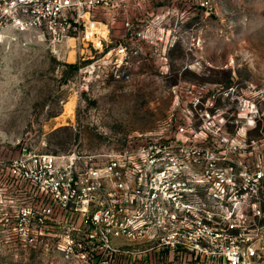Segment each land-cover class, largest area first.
<instances>
[{"label": "rangeland", "instance_id": "1", "mask_svg": "<svg viewBox=\"0 0 264 264\" xmlns=\"http://www.w3.org/2000/svg\"><path fill=\"white\" fill-rule=\"evenodd\" d=\"M125 20L131 53L115 70L104 55L125 41ZM84 23L61 42L38 28L6 30L0 160L10 162L23 148L96 159L131 135L137 144L179 143L182 177L207 182L224 161L212 151L218 134L227 133V145H240L228 154L232 171L264 172V0H129ZM134 30L142 32L136 40ZM177 123L188 132L175 139ZM36 188L0 182V227L14 226L12 214L36 196L47 201L51 192ZM256 191L252 199L263 198L264 186ZM61 227L56 234L47 225L38 235L0 231V264H71L55 247L65 240ZM145 244L131 240V248Z\"/></svg>", "mask_w": 264, "mask_h": 264}, {"label": "built area", "instance_id": "2", "mask_svg": "<svg viewBox=\"0 0 264 264\" xmlns=\"http://www.w3.org/2000/svg\"><path fill=\"white\" fill-rule=\"evenodd\" d=\"M128 1L0 0V42L8 29L38 28L52 42L74 38L71 32L96 10H116ZM123 25L125 41L104 55L114 67L131 53V22ZM141 34L134 30L132 38ZM187 132L185 123H177L175 139ZM218 135L220 146L212 151L224 161L215 162L219 167L207 182L182 177L177 142L137 144L129 135L123 146L96 159L23 148L10 162L0 160V182H18L20 191L29 183L51 194L45 203L36 196L33 205H22L12 214L14 226L5 222L0 231L38 235L47 225V233L56 234L62 226L65 240L55 247L71 264H131V257L133 264H264V196L252 199L264 186V172H233L236 162L228 154L240 145H227V133ZM131 240L147 244L131 248Z\"/></svg>", "mask_w": 264, "mask_h": 264}, {"label": "crops", "instance_id": "3", "mask_svg": "<svg viewBox=\"0 0 264 264\" xmlns=\"http://www.w3.org/2000/svg\"><path fill=\"white\" fill-rule=\"evenodd\" d=\"M118 264H121V263H120V260L118 261Z\"/></svg>", "mask_w": 264, "mask_h": 264}, {"label": "bare ground", "instance_id": "4", "mask_svg": "<svg viewBox=\"0 0 264 264\" xmlns=\"http://www.w3.org/2000/svg\"><path fill=\"white\" fill-rule=\"evenodd\" d=\"M92 23V22H91Z\"/></svg>", "mask_w": 264, "mask_h": 264}]
</instances>
